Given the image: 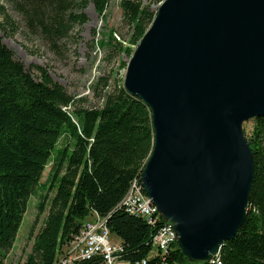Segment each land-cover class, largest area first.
Wrapping results in <instances>:
<instances>
[{
	"label": "trees",
	"instance_id": "1",
	"mask_svg": "<svg viewBox=\"0 0 264 264\" xmlns=\"http://www.w3.org/2000/svg\"><path fill=\"white\" fill-rule=\"evenodd\" d=\"M6 1L20 16L27 32L60 55L63 41L87 21L85 7L91 4L104 19L110 0ZM152 1H119L128 36L120 38L112 28L103 32L97 45L106 48L109 57L121 53L131 56L155 16ZM1 11V27L12 28V19ZM125 65L120 61V66ZM34 69L37 78L0 38V264L50 162L44 184L47 192L37 204L29 231L31 250L22 264H57L63 248L79 234L93 212L105 218L110 233L119 239V258L124 262L264 264V116L253 119L248 137L254 168L244 221L235 236L221 244L218 255L208 261L190 260L176 242L165 251L153 244V235L165 224L162 216L149 224L121 204L131 182L140 181L153 147L149 108L118 84L101 95L102 106L74 107L69 112L67 107L74 102L73 97L46 68L35 65ZM63 135L71 143L56 149ZM72 264L105 263L102 256H95Z\"/></svg>",
	"mask_w": 264,
	"mask_h": 264
},
{
	"label": "water",
	"instance_id": "2",
	"mask_svg": "<svg viewBox=\"0 0 264 264\" xmlns=\"http://www.w3.org/2000/svg\"><path fill=\"white\" fill-rule=\"evenodd\" d=\"M122 86L151 113L145 194L174 224L182 254L211 260L249 200L242 123L264 116V0H162Z\"/></svg>",
	"mask_w": 264,
	"mask_h": 264
},
{
	"label": "rangeland",
	"instance_id": "3",
	"mask_svg": "<svg viewBox=\"0 0 264 264\" xmlns=\"http://www.w3.org/2000/svg\"><path fill=\"white\" fill-rule=\"evenodd\" d=\"M119 1L120 0L109 1L104 19L96 14L92 5L88 4L84 9L87 21L81 26L76 27L71 37L63 41L64 47L60 49V55H57L49 49L42 39L30 35L20 16L14 11L11 5L6 0H0V23L3 21L1 10L13 21L12 28L9 25H5L2 28L0 25V38L3 44L12 51L14 57L20 60L23 65L30 70L33 77H38V72L34 69V66H42L47 69L54 81L60 83L66 89L74 99V102L67 107L69 112L72 111L74 107H100L103 101L101 95L105 93V91L114 89L118 84L122 85L126 65L125 67L120 66V61H125L127 63L129 59V57L123 53L119 54V56L109 57L108 50L97 45V41L102 38L103 32H107L110 28L114 29L120 38H126L128 36V28L122 21V11L119 7ZM142 1L144 4L149 3V0ZM161 1L162 0H153L150 2L151 9L156 11ZM101 77L102 80H99ZM104 81H106V85L103 84ZM252 126L253 119H249L242 123L243 134L247 141ZM68 143H71V139H69L67 135H63L59 138L56 149H60ZM50 170L51 162L47 164L42 172L39 180L40 185L37 187L36 192L31 195L28 200L27 209L23 215L15 240L11 248L6 252L3 264H22L27 254L30 252L32 240L29 238V231L36 218L37 204L40 197L47 192L44 184L48 180ZM137 182L144 192L141 178L140 181L137 180ZM51 194L52 193H50V195ZM43 217L44 214L40 216V222L37 227H39ZM170 223L172 228L169 230L167 229V233L163 234L159 242H167V240L171 238L173 232H175L174 224H172V222ZM173 235L175 236V233ZM177 237L176 233L175 239L171 243H177ZM109 240L115 244L120 243L119 239L112 233ZM152 241L154 245H160L154 238V235ZM159 249L165 251L164 248ZM216 255H218V252ZM119 260L121 261L120 258ZM115 264L120 263L115 261Z\"/></svg>",
	"mask_w": 264,
	"mask_h": 264
},
{
	"label": "built area",
	"instance_id": "4",
	"mask_svg": "<svg viewBox=\"0 0 264 264\" xmlns=\"http://www.w3.org/2000/svg\"><path fill=\"white\" fill-rule=\"evenodd\" d=\"M122 205L125 208L136 210L137 213H142L143 216L146 217L147 222L151 224H153L159 216H162L142 191L137 180L131 182L130 188L122 199ZM170 228H172L171 223L165 220V224L154 234V238L157 242L162 239L163 234L167 233V229L169 230ZM174 233L176 236V232H173V234ZM173 234L167 242H159L160 245L157 246L166 250L175 239ZM110 235L111 233L106 225L105 218L93 212L90 218L83 223L79 234L63 248L60 257H58L57 264H72L75 261L88 260L95 256H102L105 264H115V261L120 264H132L119 260V252L122 251V247L120 243L115 244L110 242ZM144 263L145 262L142 261V264Z\"/></svg>",
	"mask_w": 264,
	"mask_h": 264
},
{
	"label": "bare ground",
	"instance_id": "5",
	"mask_svg": "<svg viewBox=\"0 0 264 264\" xmlns=\"http://www.w3.org/2000/svg\"><path fill=\"white\" fill-rule=\"evenodd\" d=\"M134 96V95H133ZM121 204H122V201H121ZM126 210L129 212V213H131V214H134V215H139V216H142V217H144L145 219H146V217L145 216H143V214L142 213H137V211L136 210H133V209H128V208H126ZM104 218V217H103ZM60 257V256H59Z\"/></svg>",
	"mask_w": 264,
	"mask_h": 264
}]
</instances>
